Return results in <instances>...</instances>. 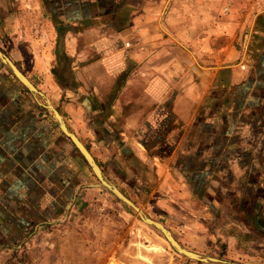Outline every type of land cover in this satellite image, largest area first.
I'll list each match as a JSON object with an SVG mask.
<instances>
[{
    "label": "crops",
    "instance_id": "crops-1",
    "mask_svg": "<svg viewBox=\"0 0 264 264\" xmlns=\"http://www.w3.org/2000/svg\"><path fill=\"white\" fill-rule=\"evenodd\" d=\"M223 3L0 0V50L106 176L150 217L166 219L184 247L198 242L258 264L264 13L252 19ZM97 183L73 141L0 61V264H27L26 246L45 229L114 196Z\"/></svg>",
    "mask_w": 264,
    "mask_h": 264
},
{
    "label": "rangeland",
    "instance_id": "rangeland-1",
    "mask_svg": "<svg viewBox=\"0 0 264 264\" xmlns=\"http://www.w3.org/2000/svg\"><path fill=\"white\" fill-rule=\"evenodd\" d=\"M221 6L250 10L252 19L264 13V0H224ZM154 219L167 222L163 217ZM186 244L198 254L248 264L244 259L217 255L214 246L206 249L198 242ZM21 260L27 264H108L111 260L119 264H206L176 252L160 231L140 221L110 195L93 198L72 219L45 229L26 246Z\"/></svg>",
    "mask_w": 264,
    "mask_h": 264
},
{
    "label": "water",
    "instance_id": "water-1",
    "mask_svg": "<svg viewBox=\"0 0 264 264\" xmlns=\"http://www.w3.org/2000/svg\"><path fill=\"white\" fill-rule=\"evenodd\" d=\"M0 61L4 63L14 74L15 76L29 89L32 95L36 98V100L43 105L51 115V117L58 123L64 133L73 141L78 150L81 152L85 160L88 162L91 167L93 173L98 179L97 184H93L92 187L106 189L110 191L118 201L127 208L132 215L137 217L140 221L144 222L147 225H150L160 231L171 244L173 249L186 256L189 259L206 263V264H241L236 262H231L228 260L206 256L202 254H198L196 252L190 251L186 247H184L172 234V232L161 222L156 221L152 217H150L143 209H141L134 201L128 198L104 173L101 169L97 161L91 152L82 144L79 138L68 128L64 118L58 112V110L54 107L50 99L44 95L38 88L23 74L19 68L13 63V61L5 55L0 50Z\"/></svg>",
    "mask_w": 264,
    "mask_h": 264
},
{
    "label": "bare ground",
    "instance_id": "bare-ground-1",
    "mask_svg": "<svg viewBox=\"0 0 264 264\" xmlns=\"http://www.w3.org/2000/svg\"><path fill=\"white\" fill-rule=\"evenodd\" d=\"M119 262V261H118ZM117 261L115 260H111L108 264H119ZM121 263V262H120Z\"/></svg>",
    "mask_w": 264,
    "mask_h": 264
}]
</instances>
